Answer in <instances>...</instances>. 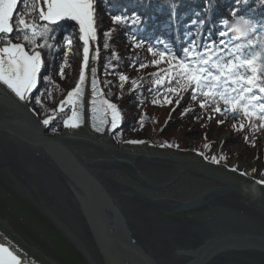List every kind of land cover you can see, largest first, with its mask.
Listing matches in <instances>:
<instances>
[{
  "label": "water",
  "instance_id": "1",
  "mask_svg": "<svg viewBox=\"0 0 264 264\" xmlns=\"http://www.w3.org/2000/svg\"><path fill=\"white\" fill-rule=\"evenodd\" d=\"M93 123L47 135L0 84V243L23 264H264V185Z\"/></svg>",
  "mask_w": 264,
  "mask_h": 264
},
{
  "label": "trees",
  "instance_id": "2",
  "mask_svg": "<svg viewBox=\"0 0 264 264\" xmlns=\"http://www.w3.org/2000/svg\"><path fill=\"white\" fill-rule=\"evenodd\" d=\"M33 5L36 12H33ZM93 6L97 39L92 42L91 50L98 51V59L93 65L104 98L115 103L121 112L119 127L112 132L119 148L125 147L129 141H148L156 147L164 144L178 152L183 143L178 138L182 130L179 127L189 122L194 126H186L184 130L191 131L189 133L195 128L202 134L211 128L218 132L230 131L237 141L255 147L264 131L259 120L250 121L242 113L236 117L217 114L213 111L216 105L212 103L201 109L199 104L203 98L192 101L190 91L181 92L179 96L170 94L172 103H164V97L158 96L162 90L154 88L153 79L156 77L153 74L167 68V61L153 66L152 60L159 59L153 55L159 51L182 57L185 48L203 52L207 44L215 45L216 50L227 58H233L232 51L238 46L245 54L259 51L260 48L251 47L249 41L264 42V0H93ZM40 7V0H18L12 21L14 29L17 14L23 15L30 23H42L38 18ZM232 11L236 16L248 17L255 23V31L246 32L245 40L232 34L228 24L220 25L222 19L233 17ZM117 17L122 19L116 22ZM52 28L47 36L36 37L39 44L45 45L35 49L42 54L43 67L37 88L26 101L41 122L52 118L46 126V134L50 136L59 135L66 129L64 121L70 116L71 107L61 102L79 81L83 62L79 25L64 19ZM22 36L23 33L14 30L11 40L24 44L31 52ZM220 40L225 43L220 44ZM149 48L153 51L149 52ZM141 64L144 67H140ZM120 74L128 77L123 87L118 79ZM133 81L136 82L135 90ZM171 86L176 87L175 82ZM37 97L40 98L39 104L36 103ZM154 98L159 100L155 105L152 103ZM177 99H180L179 106H176ZM219 106L224 107L223 104ZM186 109L190 111L182 115ZM201 153L203 151H198L197 155L202 156Z\"/></svg>",
  "mask_w": 264,
  "mask_h": 264
},
{
  "label": "snow or ice",
  "instance_id": "3",
  "mask_svg": "<svg viewBox=\"0 0 264 264\" xmlns=\"http://www.w3.org/2000/svg\"><path fill=\"white\" fill-rule=\"evenodd\" d=\"M17 4L18 0H0V43L4 44L0 47V84L6 86L20 101L28 100L29 94L37 88L38 77L43 67L42 54L35 49L43 48L45 45L39 44L36 37L47 36L53 31L52 26L59 21L64 19L75 21L79 25V39L83 42V62L80 67L79 81L75 88L68 92L66 100L61 103L73 105L72 117L64 121L65 126L78 127L82 119L80 113L76 111V104L83 96L82 85L86 80V69L90 60L98 59V51L94 53L90 48V43L97 39L93 0H43L44 7L38 9V18L42 23H30L23 15L17 14L14 29L12 21ZM36 11L33 5V12ZM231 15L235 17V11H232ZM121 19L122 17H117L115 21L119 22ZM227 24V19L220 21L222 27ZM14 30L23 33L22 39L31 47V52L26 50L24 44L12 42L11 34ZM219 43L225 42L220 40ZM249 45L253 48L259 47L260 50L245 54L238 46L232 51L233 58H227L216 50L215 45L207 44L203 52H193L185 48L182 57L165 51L153 53L154 56L159 57L152 60L153 66L164 61H167L168 65L167 68L153 74L156 77L153 79L154 88L162 90L158 92V96L164 97V103L171 104L170 94L179 96L181 92L190 91L192 101H196L199 97L203 98L199 104L201 109H205L209 103H212L216 105L213 111L217 114L236 117L242 113L250 121H261L260 126L264 127V42L249 41ZM148 51L153 50L149 48ZM140 67L144 65L141 64ZM96 71L95 67H91L90 112L94 121L93 126L97 131H101V125L110 123L111 129L114 130L119 127L122 120L121 112L115 103L104 98L99 81L96 79ZM44 79L48 78L45 76ZM118 79L123 87L128 77L120 74ZM173 82L176 87L171 86ZM165 85H167L166 88ZM135 87L136 82L133 81V90ZM158 102V98L152 101L154 105ZM36 103H40L39 97ZM179 104L180 99H177L176 106ZM220 104L224 107L221 108ZM188 111L190 109H186L182 115L187 114ZM109 116L110 121L107 119ZM51 119V117L44 119L42 123L48 126ZM129 143L142 142L129 141ZM201 155L204 154L201 153ZM204 158L210 159L213 164H219L223 159V157L218 159L216 156ZM258 183H264V181ZM0 264H23V259L18 250L0 243Z\"/></svg>",
  "mask_w": 264,
  "mask_h": 264
},
{
  "label": "rangeland",
  "instance_id": "4",
  "mask_svg": "<svg viewBox=\"0 0 264 264\" xmlns=\"http://www.w3.org/2000/svg\"><path fill=\"white\" fill-rule=\"evenodd\" d=\"M40 6L44 7L43 0H40ZM40 7V8H41ZM0 47H3L0 44ZM90 48H92V42L90 43ZM93 51V50H92ZM94 61L89 62V66L86 69V80L82 85L83 88V96L76 104V111H78L81 115L82 122L78 127L71 128L66 127L65 130L72 131L74 133L80 134V132L84 129L87 123L91 120V104L90 101L92 99V90H91V67ZM97 79V76H96ZM27 101V100H26ZM23 101V102H26ZM71 107V114L68 117L70 119L73 113V105L68 104ZM82 105V107H81ZM110 121V116L107 117ZM192 122L183 124L184 127H179L182 130L178 134V138L183 142L182 147L178 152L170 150L164 144L155 146L148 141H142V143H137L140 145H145L153 148H158L167 151H173L180 154H185L194 157H200L205 161H209L210 159H205V156L211 157L216 156L218 159L223 157L220 160V163L217 165H221L230 170L236 169V172L242 174L248 178L257 180L261 178L264 174V131L262 133V138L256 143L255 147H250L242 142H239L235 139L233 134L228 132H218L216 129L211 128L207 133H200L199 129L195 128L193 133H189L191 131L184 130L187 125H191ZM100 127L104 128L111 140L113 139V129H111L110 123L101 125ZM191 127H194L193 124ZM116 145V144H115ZM198 151H203L202 156L197 155ZM264 185V183H261Z\"/></svg>",
  "mask_w": 264,
  "mask_h": 264
},
{
  "label": "clouds",
  "instance_id": "5",
  "mask_svg": "<svg viewBox=\"0 0 264 264\" xmlns=\"http://www.w3.org/2000/svg\"><path fill=\"white\" fill-rule=\"evenodd\" d=\"M228 26L232 34L240 38V40L247 39L246 32L251 33L255 31V23L248 17L235 16L227 18Z\"/></svg>",
  "mask_w": 264,
  "mask_h": 264
},
{
  "label": "bare ground",
  "instance_id": "6",
  "mask_svg": "<svg viewBox=\"0 0 264 264\" xmlns=\"http://www.w3.org/2000/svg\"><path fill=\"white\" fill-rule=\"evenodd\" d=\"M236 172V171H235ZM238 173V172H237ZM257 183L259 182V181H264V174L261 176V178H258L257 180H255ZM261 184V183H260Z\"/></svg>",
  "mask_w": 264,
  "mask_h": 264
}]
</instances>
